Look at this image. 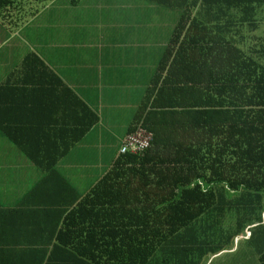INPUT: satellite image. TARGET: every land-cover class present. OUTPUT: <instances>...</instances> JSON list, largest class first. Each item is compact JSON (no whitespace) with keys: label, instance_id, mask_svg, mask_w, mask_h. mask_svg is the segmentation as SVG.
<instances>
[{"label":"trees","instance_id":"obj_1","mask_svg":"<svg viewBox=\"0 0 264 264\" xmlns=\"http://www.w3.org/2000/svg\"><path fill=\"white\" fill-rule=\"evenodd\" d=\"M14 1L0 0V7ZM145 1L180 11L153 84L164 72L165 78L150 90L128 132L142 123L151 134L150 146L142 154H119L123 136L118 139L111 170L79 202L74 197L71 203H77L53 231L56 243L39 252L44 264H158V250L167 256L177 249L179 262L197 264L206 252L197 220L232 202L253 208L264 192V64L235 42L243 28L258 26L264 0ZM193 57L208 62V68L211 59L207 87L193 90L189 84ZM92 119L78 136L54 147L40 142L43 135L30 127L0 125V134L33 167L54 173L97 120ZM235 194L237 201H225V195ZM259 215L238 229L253 225ZM188 229H196L194 240L183 234L174 244L173 236ZM258 229L262 246L264 224ZM253 237L250 231L246 239ZM258 262L264 264V251Z\"/></svg>","mask_w":264,"mask_h":264},{"label":"crops","instance_id":"obj_2","mask_svg":"<svg viewBox=\"0 0 264 264\" xmlns=\"http://www.w3.org/2000/svg\"><path fill=\"white\" fill-rule=\"evenodd\" d=\"M179 17V10L145 0H15L0 7V125L10 130L30 127L43 135L40 142L54 147L78 136L97 118L58 161L54 173L33 167L0 134V264H44L39 252L56 243L53 231L62 227L64 216L111 170L118 139L130 131L150 90L164 80L165 72L153 84ZM257 20L258 26L243 28L235 42L264 64V10ZM208 60L209 68L208 62L193 57V90L209 85ZM74 197L77 202L72 204ZM263 224L260 215L243 230ZM183 234L193 241L196 229L174 235V244ZM242 236L228 235L206 247L197 264L225 259L249 264L234 256V247L225 249L230 237ZM259 244L257 264L264 251ZM177 250L167 256L158 250L156 262L187 264L178 261Z\"/></svg>","mask_w":264,"mask_h":264},{"label":"rangeland","instance_id":"obj_3","mask_svg":"<svg viewBox=\"0 0 264 264\" xmlns=\"http://www.w3.org/2000/svg\"><path fill=\"white\" fill-rule=\"evenodd\" d=\"M260 25H262L260 23ZM264 30V28H261ZM260 29L257 32L261 31ZM261 195L259 205L255 203L253 208L249 207H237L234 205V202L231 204H227L224 206L222 210V206L220 210L216 211L217 209L210 210L207 214L201 216L197 220V224L201 227V240H204V243L201 247H209L216 245L220 240L224 239L226 236L230 235H238L242 234L246 236L245 230L238 229L240 224L243 222H247L249 218L254 219L256 215L264 213V192H259ZM239 198V194H235V196L225 195V201H237ZM259 209L263 210L259 213ZM259 215V216H260ZM255 227H250L249 230L253 233V241H245L243 238H238L237 242H234L233 239H230V242L225 247V249H229L234 247L237 249L234 256L241 257L243 260H246L249 264H257L256 254H255V247L256 238L258 240V231L259 229H254ZM260 245V244H259ZM261 246V245H260ZM196 257V254H194ZM209 257L206 255L204 258ZM203 258V259H204ZM213 264H233L231 263L230 259H225L220 263L214 262Z\"/></svg>","mask_w":264,"mask_h":264},{"label":"built area","instance_id":"obj_4","mask_svg":"<svg viewBox=\"0 0 264 264\" xmlns=\"http://www.w3.org/2000/svg\"><path fill=\"white\" fill-rule=\"evenodd\" d=\"M151 142V134L144 130L142 127V123H138L135 126L134 130L131 133L126 134L119 140V154H124V152H128L130 155H138L142 154L149 146ZM264 216V213L261 215ZM250 228V227H249ZM247 228L245 230L246 236L235 237L234 242L237 241L238 238H248L250 236V230Z\"/></svg>","mask_w":264,"mask_h":264}]
</instances>
